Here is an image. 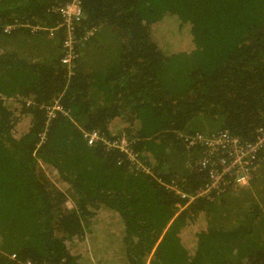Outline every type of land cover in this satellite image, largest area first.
Listing matches in <instances>:
<instances>
[{"label":"trees","instance_id":"trees-1","mask_svg":"<svg viewBox=\"0 0 264 264\" xmlns=\"http://www.w3.org/2000/svg\"><path fill=\"white\" fill-rule=\"evenodd\" d=\"M65 1L0 0V264H264L260 156L247 185L171 187L207 181L185 138L264 127V0H81L69 64L63 26L32 30Z\"/></svg>","mask_w":264,"mask_h":264},{"label":"built area","instance_id":"built-area-1","mask_svg":"<svg viewBox=\"0 0 264 264\" xmlns=\"http://www.w3.org/2000/svg\"><path fill=\"white\" fill-rule=\"evenodd\" d=\"M62 18L61 24L54 27H33L32 30H48L53 34L59 30V26H63L64 38L62 47L64 49L63 56L60 61L64 64L71 63L75 56L73 51V29L82 18L81 0H66L64 5L59 8ZM13 25L7 24L4 31H9ZM54 110H61L58 103H54L47 110V117H54ZM82 135L88 145L101 144L105 148H118L128 152V158L132 160L133 154L128 148V140L124 136H107L98 130L82 131ZM257 139L255 142H240L238 138L231 136L227 131L212 133L205 135L197 133L193 138H185L190 144L197 143L204 146L206 156L198 159L197 167L204 171L206 179L193 194H186L180 191L177 186L173 185L175 191L189 202L196 197L209 196L210 194H221L230 189L231 184L235 188L236 185H247L252 178V174L257 164L256 159L260 156V161L264 160V127L258 128L256 131ZM262 155H261V154ZM256 166V165H255ZM170 187V186H169ZM170 187V188H171ZM214 194V195H215ZM179 208L180 205H178ZM11 259H15V254L10 255ZM23 264H46L25 260Z\"/></svg>","mask_w":264,"mask_h":264},{"label":"crops","instance_id":"crops-1","mask_svg":"<svg viewBox=\"0 0 264 264\" xmlns=\"http://www.w3.org/2000/svg\"><path fill=\"white\" fill-rule=\"evenodd\" d=\"M39 59H42V58L39 57ZM146 264H150V259H149V257H148L147 260H146Z\"/></svg>","mask_w":264,"mask_h":264},{"label":"rangeland","instance_id":"rangeland-1","mask_svg":"<svg viewBox=\"0 0 264 264\" xmlns=\"http://www.w3.org/2000/svg\"><path fill=\"white\" fill-rule=\"evenodd\" d=\"M67 204H68V206H71V203H70V202H68ZM179 209H180V208H179Z\"/></svg>","mask_w":264,"mask_h":264}]
</instances>
